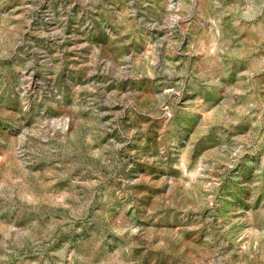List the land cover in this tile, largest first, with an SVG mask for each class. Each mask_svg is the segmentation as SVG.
<instances>
[{
	"label": "rangeland",
	"instance_id": "374dc122",
	"mask_svg": "<svg viewBox=\"0 0 264 264\" xmlns=\"http://www.w3.org/2000/svg\"><path fill=\"white\" fill-rule=\"evenodd\" d=\"M0 264H264V0H0Z\"/></svg>",
	"mask_w": 264,
	"mask_h": 264
}]
</instances>
